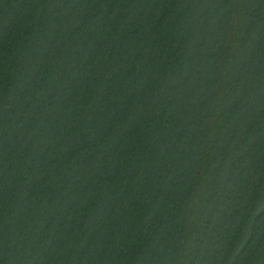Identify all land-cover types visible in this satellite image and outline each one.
Instances as JSON below:
<instances>
[{
    "label": "water",
    "instance_id": "1",
    "mask_svg": "<svg viewBox=\"0 0 264 264\" xmlns=\"http://www.w3.org/2000/svg\"><path fill=\"white\" fill-rule=\"evenodd\" d=\"M0 264H264V0H0Z\"/></svg>",
    "mask_w": 264,
    "mask_h": 264
}]
</instances>
